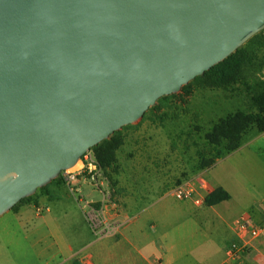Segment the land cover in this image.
Masks as SVG:
<instances>
[{"label":"water","instance_id":"obj_1","mask_svg":"<svg viewBox=\"0 0 264 264\" xmlns=\"http://www.w3.org/2000/svg\"><path fill=\"white\" fill-rule=\"evenodd\" d=\"M264 29V0H0V215Z\"/></svg>","mask_w":264,"mask_h":264},{"label":"rangeland","instance_id":"obj_2","mask_svg":"<svg viewBox=\"0 0 264 264\" xmlns=\"http://www.w3.org/2000/svg\"><path fill=\"white\" fill-rule=\"evenodd\" d=\"M259 56L264 59V49L259 51ZM256 75L264 79V66ZM246 102L240 85L222 90L192 84L188 95L178 91L159 110L147 111L143 119L119 129L122 143L115 150V160L109 168H98L93 179L80 173L69 184L52 179L15 208L22 204L32 206L28 221L34 219V213L45 215L50 210V213L60 214V205L86 207L88 201L91 205L108 203L115 209H122L128 203L141 204L156 188L161 190L159 193L166 192L192 175L204 174L212 184L226 187L233 196L231 208L222 212L221 219L215 216L209 225L211 238L219 243L222 236L232 235L229 226L234 218L249 215L243 212L249 206L246 196L249 194L251 199H256L264 194V133L256 136V130L251 127L240 147L219 158L205 173L204 169L197 168V150L203 143V133L213 122L229 112L245 108ZM248 141L249 144H244ZM52 188L54 191L50 194ZM102 192L105 193L104 201L96 200L102 197ZM57 195L61 200L55 199ZM166 199L185 204L192 211L197 209L191 200L179 202L170 196ZM15 208L5 212L2 219L13 223L16 218L12 210ZM36 208H41L40 213H36ZM85 216L93 228V219L87 213ZM221 252V258H225V253ZM30 254L27 251L22 264L30 263Z\"/></svg>","mask_w":264,"mask_h":264},{"label":"crops","instance_id":"obj_3","mask_svg":"<svg viewBox=\"0 0 264 264\" xmlns=\"http://www.w3.org/2000/svg\"><path fill=\"white\" fill-rule=\"evenodd\" d=\"M203 176L211 191L220 186L229 198L214 205L192 202L197 208L192 211L166 199L177 200L170 190L159 193L156 188L139 205L132 202L122 209L108 203L91 205V201L86 207L60 205V214L50 210L48 215L34 213L32 221L27 220L32 206L22 204L12 210L13 223L2 219L5 213L0 215V264H22L27 251L31 253L29 264H264V236L254 239L239 261L221 258V251L226 255L227 246L236 240L234 230L229 226L232 235L222 236L216 243L208 229L215 216L221 219L222 212L231 208L233 196L226 187ZM104 195L102 192L96 200L104 201ZM55 197L61 200L60 195ZM246 197L249 206L243 212L255 222L261 221L264 194L256 199ZM86 213L95 220L93 228L86 222Z\"/></svg>","mask_w":264,"mask_h":264},{"label":"trees","instance_id":"obj_4","mask_svg":"<svg viewBox=\"0 0 264 264\" xmlns=\"http://www.w3.org/2000/svg\"><path fill=\"white\" fill-rule=\"evenodd\" d=\"M262 49H264V29L251 36L222 61L181 86L179 91L188 95L192 84L200 88L222 90L238 88L240 85L247 100L245 108L219 117L203 133V143L197 150L198 169L210 167L217 159L240 147L251 127L257 133L264 132V79L256 75V72L264 66V59L259 56V51ZM173 95L174 93L159 97L157 103L150 106L140 119L145 117L147 111L159 110L161 105ZM121 143L122 137L117 130L91 146L88 151H92L98 167L105 170L114 162L115 150ZM58 179L59 176L53 180ZM228 198L229 194L222 187L217 186L205 196L204 204L214 205ZM24 199H29V196L20 199L11 209Z\"/></svg>","mask_w":264,"mask_h":264},{"label":"built area","instance_id":"obj_5","mask_svg":"<svg viewBox=\"0 0 264 264\" xmlns=\"http://www.w3.org/2000/svg\"><path fill=\"white\" fill-rule=\"evenodd\" d=\"M98 168L93 154L87 151L74 166L61 170L58 176L69 184L75 181L80 173H86L93 179ZM210 191V185L202 174L192 175L170 189V193L175 199L191 200L195 205H203L204 198ZM262 209L263 219L259 222H255L248 214H241L233 219L231 227L236 235V240L231 241L226 248V256L229 261H239L251 248L252 241L259 236H264V204ZM40 211L41 208H36V213H40ZM91 219H93L94 227L95 220Z\"/></svg>","mask_w":264,"mask_h":264},{"label":"bare ground","instance_id":"obj_6","mask_svg":"<svg viewBox=\"0 0 264 264\" xmlns=\"http://www.w3.org/2000/svg\"><path fill=\"white\" fill-rule=\"evenodd\" d=\"M33 204V203H32Z\"/></svg>","mask_w":264,"mask_h":264}]
</instances>
